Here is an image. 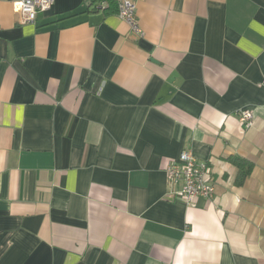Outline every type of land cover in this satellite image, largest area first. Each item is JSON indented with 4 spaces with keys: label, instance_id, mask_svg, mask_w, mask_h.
I'll list each match as a JSON object with an SVG mask.
<instances>
[{
    "label": "crops",
    "instance_id": "obj_1",
    "mask_svg": "<svg viewBox=\"0 0 264 264\" xmlns=\"http://www.w3.org/2000/svg\"><path fill=\"white\" fill-rule=\"evenodd\" d=\"M17 1L0 0V264H264V0H133L142 36L88 0L33 22ZM183 150L211 198L169 193ZM230 157L252 163L242 184Z\"/></svg>",
    "mask_w": 264,
    "mask_h": 264
},
{
    "label": "built area",
    "instance_id": "obj_2",
    "mask_svg": "<svg viewBox=\"0 0 264 264\" xmlns=\"http://www.w3.org/2000/svg\"><path fill=\"white\" fill-rule=\"evenodd\" d=\"M117 15L130 25L137 36H142L143 31L136 19V7L133 0H117ZM54 0H20L14 5L20 14L21 22H33L38 13L51 9ZM238 123L242 127H251L254 124L252 110L238 111ZM164 173L169 193L190 202L197 196L211 198L214 193L212 171L208 163L198 161L191 151L183 150L178 157L170 159ZM175 187V188H173Z\"/></svg>",
    "mask_w": 264,
    "mask_h": 264
},
{
    "label": "trees",
    "instance_id": "obj_3",
    "mask_svg": "<svg viewBox=\"0 0 264 264\" xmlns=\"http://www.w3.org/2000/svg\"><path fill=\"white\" fill-rule=\"evenodd\" d=\"M88 1H89L90 6L100 7L102 11H104L105 13L116 12L117 14V11H118L117 0H88ZM103 5L105 7H103ZM230 159L239 167L237 177H236V182L238 184H242L245 178L250 174V171L252 169V163L240 157H230ZM243 165H246V166L244 167Z\"/></svg>",
    "mask_w": 264,
    "mask_h": 264
}]
</instances>
